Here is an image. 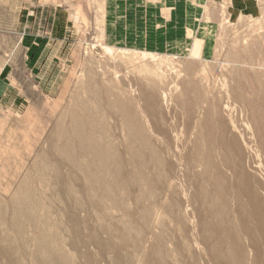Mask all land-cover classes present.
Returning a JSON list of instances; mask_svg holds the SVG:
<instances>
[{"label": "bare ground", "instance_id": "1", "mask_svg": "<svg viewBox=\"0 0 264 264\" xmlns=\"http://www.w3.org/2000/svg\"><path fill=\"white\" fill-rule=\"evenodd\" d=\"M86 75L38 162L25 169L13 197L0 200V258L9 264H21L26 255L32 264H101L92 246L100 254L131 246V257L143 264H259L264 185L254 149L264 153L261 138L254 144L232 125L218 127L219 112L210 102L203 118L202 111L195 117L187 109L174 126L153 127L140 114L164 117L156 93L142 92L140 108L137 96L115 95L94 70Z\"/></svg>", "mask_w": 264, "mask_h": 264}, {"label": "rangeland", "instance_id": "2", "mask_svg": "<svg viewBox=\"0 0 264 264\" xmlns=\"http://www.w3.org/2000/svg\"><path fill=\"white\" fill-rule=\"evenodd\" d=\"M93 70L115 95L138 99L142 92L156 93L164 117L150 118L143 109L140 114L153 127L174 126L187 109L203 118L210 102L219 112L218 127L234 126L254 144L257 136L264 144V0H0L1 201L13 197ZM138 102L141 108L145 99ZM255 149L264 185V153ZM127 202L136 213L133 199ZM113 241L122 242L116 236ZM108 249L103 255L91 247L101 264H143L140 256L131 257V246ZM21 264H32V258L24 256Z\"/></svg>", "mask_w": 264, "mask_h": 264}]
</instances>
